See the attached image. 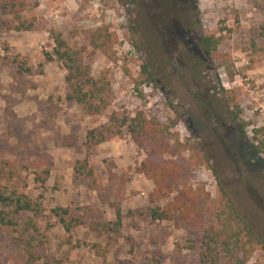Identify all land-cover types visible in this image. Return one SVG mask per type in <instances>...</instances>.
I'll return each mask as SVG.
<instances>
[{
	"label": "rangeland",
	"instance_id": "374dc122",
	"mask_svg": "<svg viewBox=\"0 0 264 264\" xmlns=\"http://www.w3.org/2000/svg\"><path fill=\"white\" fill-rule=\"evenodd\" d=\"M185 1L183 12L175 0H0V194L26 193L43 206L40 216H24L38 234L0 224V264H199V230L145 214L156 206L154 183L136 173L146 154L129 135L94 147L89 165L77 171L87 132L113 111L178 121L181 139H197L210 162L193 169L190 184L212 198L224 187L264 243V178L233 121L239 106L247 137L264 128V0ZM21 21L33 29L16 31ZM96 30L110 36L103 50L89 44ZM52 31L84 52L95 79L107 76L115 99L104 115L88 116L66 102V71L46 56L55 47ZM200 34L222 37L211 56L197 42ZM143 65L154 82L146 81ZM58 208L87 222L115 221L120 208L122 237L105 258L74 248L70 238L106 242L85 228L66 234L51 213ZM250 262L264 264V250Z\"/></svg>",
	"mask_w": 264,
	"mask_h": 264
},
{
	"label": "trees",
	"instance_id": "16d2710c",
	"mask_svg": "<svg viewBox=\"0 0 264 264\" xmlns=\"http://www.w3.org/2000/svg\"><path fill=\"white\" fill-rule=\"evenodd\" d=\"M13 6H4L8 10ZM2 26L5 24L2 23ZM33 24L21 21L16 31H31ZM55 47L52 54H46L48 61L54 58L66 71V97L68 103L79 106L88 116L104 115L112 105L115 95L107 76L95 79L91 75V67L84 58V52L73 47L61 33L51 32ZM110 36L96 30L92 39H88L94 50H103ZM197 42L205 49L208 56L215 52L222 42V37L197 36ZM22 73H31L30 69L20 67ZM142 73L147 82H154L148 65L142 66ZM230 80L235 73L227 70ZM233 96L229 101L234 102ZM233 121L237 124V138L246 142L251 156L257 161L261 176L264 178V128L254 129L252 137H247L248 124L241 122L242 111L236 106ZM178 121L162 123L150 119L144 111H138L131 117L126 113L113 111L103 126L89 130L86 135V159L78 162L77 171L85 169L89 164L92 149L104 142L122 139L124 133L130 136L138 149L146 154L145 160L136 169V173L144 175L154 183L150 202L155 207L145 212L153 222H172L188 229L201 232V252L199 264H251L252 256L264 250V243L255 230L239 213L229 192L222 186L218 196L212 198L204 186L190 184L195 167H210L209 159L203 145L197 139L183 141L176 130ZM69 143L67 147H74ZM185 154H189L186 158ZM92 172H90L91 174ZM49 176V172H45ZM46 178L38 176L37 182L45 184ZM164 202V205L159 203ZM43 213L42 203L26 193L18 191L0 194V224L10 229L22 228L21 234H38L40 229L32 218L24 219L27 214L40 216ZM66 234L80 228L94 233L102 244L72 240L69 244L74 248H87L98 257L105 258L108 247L122 237L124 215L120 208L116 209L115 221L87 222L84 218L74 216L67 208L51 211ZM128 215H130L128 213ZM18 231V230H17ZM31 233V234H30ZM74 243V244H73ZM26 244V254L31 261L35 258ZM260 264V263H256Z\"/></svg>",
	"mask_w": 264,
	"mask_h": 264
},
{
	"label": "flooded vegetation",
	"instance_id": "af4514ba",
	"mask_svg": "<svg viewBox=\"0 0 264 264\" xmlns=\"http://www.w3.org/2000/svg\"><path fill=\"white\" fill-rule=\"evenodd\" d=\"M175 1H176V2L178 3V5L183 9V12L186 11L185 8L181 6V4H184V2H186L185 0H175ZM186 15H188V14H186Z\"/></svg>",
	"mask_w": 264,
	"mask_h": 264
}]
</instances>
